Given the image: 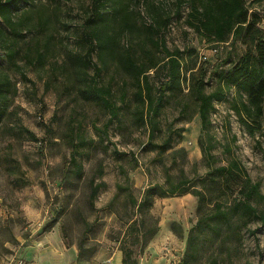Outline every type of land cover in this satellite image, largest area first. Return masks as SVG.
<instances>
[{"label":"rangeland","instance_id":"1","mask_svg":"<svg viewBox=\"0 0 264 264\" xmlns=\"http://www.w3.org/2000/svg\"><path fill=\"white\" fill-rule=\"evenodd\" d=\"M124 1L137 12L132 19L138 24L153 19L150 3L158 6L160 13L172 14L166 44L170 49L185 51L181 70L184 78L190 68L207 67V91L217 85L211 72L214 66L222 63L219 69L226 71L245 52L241 37L218 43L196 33L188 23L192 20L189 3L177 15L176 0ZM247 3L249 11L259 15V27L264 29V1ZM90 7V0H20L13 17L26 15L27 20L24 34L15 38L11 58L2 46L12 38L7 37L8 30L0 19V38L5 37L0 41V74L9 77L10 89L15 87V92L10 90V104L0 120V264H16L18 259L23 264H121L118 248L123 243L134 249L138 264H264V200L256 197L250 201L256 209L254 214L239 209L228 224L203 230L197 235L194 253L187 255L197 197L190 193L155 196L148 216L157 221L158 230L144 248L140 243L132 245L127 223L131 217L139 219L140 214L128 193L139 200L148 185L163 182L164 167L172 180L182 172L190 185L207 194L205 209L217 202L228 208L240 198L237 193H221L213 180L202 187L203 176L212 174L213 166L227 164L232 158L239 161L252 182L259 184L264 195V116L250 133L234 109L236 104L246 121L255 125L240 108L236 88L225 89L224 99L214 102L211 113L214 164L209 165L197 141L200 119L194 112L188 83L183 80L182 90L167 96L158 119L161 132L152 142L160 143L169 127L184 130L179 135L174 130V147L160 155L148 140L147 128L133 115L135 102L125 74L119 75L110 65L103 67L97 78L99 84L111 88L108 99L118 108L116 117H111L100 98L84 97L81 92L84 84L75 79L69 58L70 52L78 49V36L87 24ZM37 9L49 15L42 27L37 25ZM105 10H112L111 3ZM108 13L105 24L109 30H119L122 45L143 40V31L130 33L121 26L118 16ZM227 54L230 58L224 62ZM125 80L127 94L121 100ZM181 102L188 104L184 112H180ZM74 133L83 138L75 155L81 164V176L76 175L70 161ZM90 179L105 183L93 205L88 200ZM117 184L124 189L118 190ZM31 245L35 249H25Z\"/></svg>","mask_w":264,"mask_h":264},{"label":"trees","instance_id":"2","mask_svg":"<svg viewBox=\"0 0 264 264\" xmlns=\"http://www.w3.org/2000/svg\"><path fill=\"white\" fill-rule=\"evenodd\" d=\"M20 0H0V19L8 30V36L13 39L4 44L2 48L6 49L7 55L11 58L14 54V43L17 37H22L25 27L24 17L15 19L14 10L17 8ZM249 3H259L264 0H176L175 14L180 15V9L185 3H189L191 10L188 20L193 30L203 36L211 37L215 42L221 43L227 41L230 37L235 40L242 38L245 46V52L235 61L230 69H219L222 63H217L212 74L215 75L217 85L211 91L206 90L209 81L207 67L199 65L197 68H190L188 77L182 76V67L184 50L179 48L170 49L166 44L165 33L171 21L172 14L159 12V7L150 3L149 10L154 13L153 19L145 24H138L132 16L137 12L129 6L124 0H90L91 14L87 24L78 36V49L70 52L71 65L75 79L84 84V90L81 91L84 97H98L111 113V117L117 116L118 108L108 99L112 95L110 86L99 84L98 77L102 68L110 65L114 66V71L125 74L127 81L132 87V100L135 102L133 115L135 119L148 130V140L152 146H156L160 155L172 149L173 133L179 135L184 129L168 128V134L158 144L153 143L152 139L156 133H160L159 116L161 114L164 102L167 96L173 94L175 90H182V82L188 83V94L195 103L194 112L200 119V134L198 144L203 157L209 165L214 164V156L211 150L214 147L209 128L211 126V113L214 110V102L224 99L225 89L231 86L235 87L240 99L239 105L245 116L252 121L250 125L243 117L241 110L236 104L234 109L239 116L240 122L253 133L254 128L260 125V119L264 116V29L259 27L260 17L257 13L249 11ZM111 3V11L105 10L107 4ZM139 3V0H136ZM37 25L42 27L48 23V18L41 9H37ZM111 16L119 19L121 26L130 33L134 31H143L145 37L138 43H129L126 46L120 43L119 30H109L105 22ZM2 32V28H0ZM7 39V38H6ZM5 37H1L3 42ZM12 41V42H11ZM11 42V43H10ZM37 47L39 41L36 42ZM39 52V51H38ZM96 57V62L93 61ZM41 59V54L38 53ZM230 55L227 54L224 62L228 61ZM101 65H99V63ZM92 68L93 73L89 74L88 69ZM151 72H153L151 74ZM210 72V73H211ZM161 73V75H159ZM157 77L155 81L152 78ZM161 76V77H160ZM127 81H123L120 98L126 97ZM12 82L5 74H0V120L7 112L9 106V93L15 92V87H11ZM168 94V95H167ZM12 96V95H11ZM180 112L188 108L185 102L179 103ZM107 128V125L105 126ZM29 137L35 139V135L23 129ZM206 137V138H205ZM205 138V139H204ZM70 161L73 164L76 175L81 176V164L75 159L77 147L83 138L79 133H74ZM177 179L172 180L168 169L164 167V180L162 183H152L148 185L139 200L128 193L130 201L139 212L140 218L131 217L127 223L129 229V238L132 245L140 243L144 248L152 236L157 232V221H153L148 215L150 207L155 196L165 197L190 193L197 197L198 205L196 211V221L190 229L187 238V255H192L197 244V235L206 229H216V226L223 222L229 223L233 213L240 211L247 214H254L255 207L251 205V199L256 197L264 200V195L259 191V184L252 182L246 174L239 161L232 158L227 164L213 166V172L208 176H203L202 187H207V181L213 180L214 184L221 193L239 194L240 198L228 208L223 207V203H215L210 209L207 207V194L202 189H196L190 185V181L184 178L181 172ZM90 192L88 195L89 204L97 195L99 188L104 187V181L94 183L93 179L89 181ZM117 189H124L122 185L117 184ZM136 214V213H135ZM134 214V215H135ZM264 221V214H261ZM215 222L216 225L213 223ZM194 232V233H193ZM124 244V243H123ZM120 245L122 253L121 264H138L137 254L134 249ZM81 253L78 251V255Z\"/></svg>","mask_w":264,"mask_h":264},{"label":"crops","instance_id":"3","mask_svg":"<svg viewBox=\"0 0 264 264\" xmlns=\"http://www.w3.org/2000/svg\"><path fill=\"white\" fill-rule=\"evenodd\" d=\"M31 247L35 249V247H34V246H32V245H31V246H28V247H26L25 249H28V248H31ZM37 256H38V254H37ZM35 262H36V264H48L46 261H43V262H41V261H40V262H39V261H35ZM35 262H34V264H35Z\"/></svg>","mask_w":264,"mask_h":264},{"label":"built area","instance_id":"4","mask_svg":"<svg viewBox=\"0 0 264 264\" xmlns=\"http://www.w3.org/2000/svg\"><path fill=\"white\" fill-rule=\"evenodd\" d=\"M16 264H23V261L21 259H18Z\"/></svg>","mask_w":264,"mask_h":264}]
</instances>
